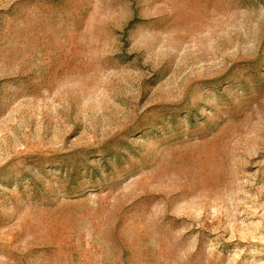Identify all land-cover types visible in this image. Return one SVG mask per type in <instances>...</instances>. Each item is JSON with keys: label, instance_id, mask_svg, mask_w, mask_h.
<instances>
[{"label": "rangeland", "instance_id": "rangeland-1", "mask_svg": "<svg viewBox=\"0 0 264 264\" xmlns=\"http://www.w3.org/2000/svg\"><path fill=\"white\" fill-rule=\"evenodd\" d=\"M0 264H264V0H0Z\"/></svg>", "mask_w": 264, "mask_h": 264}]
</instances>
